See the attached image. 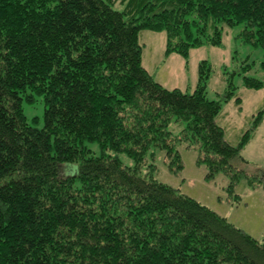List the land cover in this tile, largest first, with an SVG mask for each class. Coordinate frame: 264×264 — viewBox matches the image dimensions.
<instances>
[{"label":"trees","instance_id":"trees-1","mask_svg":"<svg viewBox=\"0 0 264 264\" xmlns=\"http://www.w3.org/2000/svg\"><path fill=\"white\" fill-rule=\"evenodd\" d=\"M238 25L244 43L264 47V0H0V264H264V238L158 182L147 162L159 150L181 169L186 143L206 180L222 173L231 192L245 176L231 164L264 108L229 145L215 118L234 96L230 81L209 100L201 61L191 92L166 89L138 41L164 33L165 56L186 59ZM36 97L42 128L22 108ZM171 123L184 128L173 135Z\"/></svg>","mask_w":264,"mask_h":264},{"label":"rangeland","instance_id":"rangeland-1","mask_svg":"<svg viewBox=\"0 0 264 264\" xmlns=\"http://www.w3.org/2000/svg\"><path fill=\"white\" fill-rule=\"evenodd\" d=\"M242 25L224 28L220 47L203 45L189 51L186 59L176 54L165 56V34L142 31L138 41L142 47L141 60L150 74L166 89H179L191 92L198 80V65L201 61L209 64V80L206 96L209 100H221L229 91L228 83L233 86V98L222 103L215 122L223 129L225 141L236 146L246 131L253 127V118L264 108V47L244 43L239 36ZM261 82V88L254 90L244 86V78ZM185 88H187L185 90ZM239 98L238 104L235 99ZM25 117L30 125L42 128L44 104L41 97L33 103L22 101ZM184 128L182 123H171L168 130L179 134ZM190 144L178 145L181 169L170 165L163 151H155L154 158L147 159L154 165V178L165 185L178 189L214 213L226 218L246 234L262 242L264 238V188L262 185L251 187L252 176L264 177V117L258 126L250 131L249 139L243 146L241 160L233 161L231 166L242 171L241 177L230 192L228 176L219 173L212 180H206L207 168L198 165V152L189 148ZM187 147V148H185ZM91 148L97 153L98 147ZM122 162L130 161L121 155ZM66 173V166H62ZM172 168V169H171ZM148 169V168H147ZM243 174V175H244ZM236 196L240 200H235Z\"/></svg>","mask_w":264,"mask_h":264},{"label":"crops","instance_id":"crops-1","mask_svg":"<svg viewBox=\"0 0 264 264\" xmlns=\"http://www.w3.org/2000/svg\"><path fill=\"white\" fill-rule=\"evenodd\" d=\"M142 65H143V67L149 72V70H148V68L147 67H145V65H144V63H143V61H142ZM150 73V72H149ZM158 82V81H157ZM159 83V82H158ZM160 84V83H159ZM193 88H195V87H192V89ZM187 88H185V90H186ZM238 200H240V198L238 197ZM243 231V230H242Z\"/></svg>","mask_w":264,"mask_h":264}]
</instances>
